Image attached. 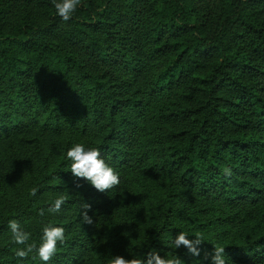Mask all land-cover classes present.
Returning a JSON list of instances; mask_svg holds the SVG:
<instances>
[{
    "label": "trees",
    "instance_id": "trees-1",
    "mask_svg": "<svg viewBox=\"0 0 264 264\" xmlns=\"http://www.w3.org/2000/svg\"><path fill=\"white\" fill-rule=\"evenodd\" d=\"M26 133L60 153L6 180L0 264H44L15 255L12 219L37 246L43 226L65 229L48 264L150 251L211 264L214 246L264 264V0H81L67 22L52 0H0V140ZM75 143L100 150L117 190L72 175ZM181 231L201 237L198 256L171 246Z\"/></svg>",
    "mask_w": 264,
    "mask_h": 264
},
{
    "label": "clouds",
    "instance_id": "clouds-1",
    "mask_svg": "<svg viewBox=\"0 0 264 264\" xmlns=\"http://www.w3.org/2000/svg\"><path fill=\"white\" fill-rule=\"evenodd\" d=\"M56 14L62 21H69L73 14L81 6V0H52ZM66 158L71 161L70 172L74 177L82 178L91 184L99 192H108L120 184V174L101 156L100 150L95 147L85 148L81 143L73 144L66 153ZM226 176L231 175V169L225 168ZM79 186V185H78ZM38 189L33 188L31 195L35 196ZM66 200L63 195L58 196L46 210L41 208L38 212L43 216L45 211L48 213H59ZM91 206L82 203L80 205V219L84 223L91 224L93 221L87 215V210ZM8 228L11 231L12 241L16 245H24L23 248H18L15 255L20 259H25L29 254L35 251L39 259L48 264V262L56 255L57 244L65 243V229L51 224L43 226L41 242L39 246L35 243H28L30 233L25 231L21 224L15 220H9ZM188 235L181 231L175 238L171 239V246L179 248L186 247L193 255H199L198 245L202 242L199 235L195 236V240H189ZM223 246H214V251L211 255V264H227V258L224 254ZM107 264H183V261L177 256L172 255L170 258L159 255L156 251H150L143 257H132L125 259L121 255L110 256Z\"/></svg>",
    "mask_w": 264,
    "mask_h": 264
},
{
    "label": "rangeland",
    "instance_id": "rangeland-1",
    "mask_svg": "<svg viewBox=\"0 0 264 264\" xmlns=\"http://www.w3.org/2000/svg\"><path fill=\"white\" fill-rule=\"evenodd\" d=\"M60 150L52 147L50 137L45 134L26 133L25 135L9 136L0 140V193L5 191L6 180L14 175L16 181L34 177L37 165L44 157L47 161L56 158ZM118 186L109 190L115 191ZM10 192V190H8ZM97 208H106L110 198L103 196L92 203ZM100 239L97 246L103 245Z\"/></svg>",
    "mask_w": 264,
    "mask_h": 264
}]
</instances>
